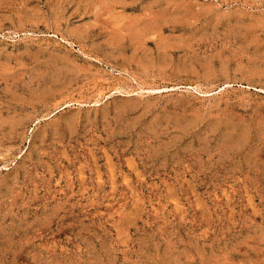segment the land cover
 <instances>
[{"label": "rangeland", "instance_id": "1", "mask_svg": "<svg viewBox=\"0 0 264 264\" xmlns=\"http://www.w3.org/2000/svg\"><path fill=\"white\" fill-rule=\"evenodd\" d=\"M0 264H264V0H0Z\"/></svg>", "mask_w": 264, "mask_h": 264}]
</instances>
